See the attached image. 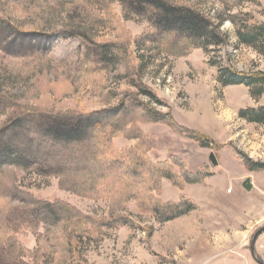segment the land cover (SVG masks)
Here are the masks:
<instances>
[{
    "label": "rangeland",
    "instance_id": "1",
    "mask_svg": "<svg viewBox=\"0 0 264 264\" xmlns=\"http://www.w3.org/2000/svg\"><path fill=\"white\" fill-rule=\"evenodd\" d=\"M168 1L220 24L227 45L193 48L132 0H0V264H256L264 172L241 157L264 163V123L240 113L264 108V86L218 77L227 66L264 73L232 21L250 13L264 23V0ZM90 115L81 144L49 134L54 121ZM140 134L156 141L154 162L178 158L201 173L183 191L165 180L161 193L195 210L159 223L101 190L111 185L101 162L79 159L103 157L104 141L131 148Z\"/></svg>",
    "mask_w": 264,
    "mask_h": 264
},
{
    "label": "trees",
    "instance_id": "2",
    "mask_svg": "<svg viewBox=\"0 0 264 264\" xmlns=\"http://www.w3.org/2000/svg\"><path fill=\"white\" fill-rule=\"evenodd\" d=\"M132 2L142 6L141 11L152 19L158 30L168 35L181 37L193 48L207 49L210 46L227 45L226 37L220 32V24L194 7L170 3L168 0H132ZM253 20L250 13L239 14L232 19L233 24L238 28L237 36L240 43L255 48L264 58V23H251L250 21ZM118 54L116 56H119ZM218 82L223 86L240 84L247 87L264 86V73L245 74L227 66L220 70ZM140 88L143 92H147L143 87ZM240 116L250 122L264 123V108L242 110ZM92 118L93 116L90 115L84 118V121H54L51 125L49 124L51 129L48 131L53 139L60 141L61 144L77 142L76 145H78L81 144L79 140L88 129L89 121L87 120ZM171 122L175 123L173 120ZM90 123H92L91 120ZM135 137L138 142L131 148L119 150L111 145V141H104L99 143L101 151L104 152L103 157L97 158L91 153H80L79 159L86 160L88 164L95 163L96 166L101 162L100 173L103 175L99 179L111 183L101 190L117 193V198L122 204L134 201L141 213L153 216L159 223L180 218L195 210V204L187 199L179 202H163L161 193L165 180L183 191L188 184L200 183L201 173L187 171L178 158L154 162L149 157V152L156 148V141L142 134ZM200 137L201 135L192 133L190 138L201 144ZM241 159L250 171L264 172V163L253 162L245 155H242Z\"/></svg>",
    "mask_w": 264,
    "mask_h": 264
},
{
    "label": "water",
    "instance_id": "3",
    "mask_svg": "<svg viewBox=\"0 0 264 264\" xmlns=\"http://www.w3.org/2000/svg\"><path fill=\"white\" fill-rule=\"evenodd\" d=\"M210 160L212 162V164L214 166L218 165V161L216 160V157H215V154L212 153L210 155ZM243 187L247 190V191H251L253 186L251 184V181L250 179H247L244 183H243ZM264 234V226L259 229L253 239H252V242H251V245H250V252H251V256L253 258V260L255 261L256 264H264V260L262 259V257L257 253V248H256V245H257V241L259 239L260 236H262Z\"/></svg>",
    "mask_w": 264,
    "mask_h": 264
},
{
    "label": "crops",
    "instance_id": "4",
    "mask_svg": "<svg viewBox=\"0 0 264 264\" xmlns=\"http://www.w3.org/2000/svg\"><path fill=\"white\" fill-rule=\"evenodd\" d=\"M256 189V185L254 187ZM257 252L258 254L262 257V259L264 260V234L262 236H260V238L257 241ZM236 261V260H235ZM235 261H231V264H236ZM238 264V263H237ZM247 264H254L251 262V260L248 257V263Z\"/></svg>",
    "mask_w": 264,
    "mask_h": 264
}]
</instances>
